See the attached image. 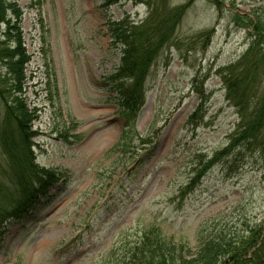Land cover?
Returning a JSON list of instances; mask_svg holds the SVG:
<instances>
[{"label":"rangeland","instance_id":"1","mask_svg":"<svg viewBox=\"0 0 264 264\" xmlns=\"http://www.w3.org/2000/svg\"><path fill=\"white\" fill-rule=\"evenodd\" d=\"M8 1L21 14L30 58L23 97L37 115L36 171L25 179L51 184L25 217L6 221L0 264L116 263L147 230L194 251L202 234L264 220V165L255 151L230 153L189 184L239 123L222 75L247 52L244 17L261 0ZM150 3L157 15L145 26L184 9L157 51L143 82L144 104L128 126L102 84L121 57L108 21L127 16L143 25ZM260 72L264 85V67ZM2 111L0 105V117ZM124 130L138 139L114 149ZM3 185L9 183L0 173Z\"/></svg>","mask_w":264,"mask_h":264},{"label":"trees","instance_id":"2","mask_svg":"<svg viewBox=\"0 0 264 264\" xmlns=\"http://www.w3.org/2000/svg\"><path fill=\"white\" fill-rule=\"evenodd\" d=\"M261 2L249 17H244L252 38L247 52L222 75L225 96L238 113L239 123L228 146L205 161L189 184L230 153L243 156L255 151L264 165V85L260 72V67H264V0ZM147 7L150 14L143 25L133 26L127 16L117 23L108 21L110 44L119 48L121 57L118 67L103 78L102 84L128 126L133 125L144 104L143 82L157 51L170 41V31L184 9L180 7L174 19L169 11L155 27L145 26L157 15L153 4ZM21 37L19 9L13 2L0 0V152L6 161V168H1L0 173L9 183L0 188V235L6 221L25 217L51 184L49 178L47 182L38 181L35 187L25 179L36 171L31 139L36 135L32 123L37 115L23 97L25 66L30 58ZM126 130L121 132L114 149L132 147L138 139L129 137L130 131ZM242 225V230L232 224L202 234L194 251L184 243H174L157 231L147 230L126 250L124 258L115 257L118 262L107 264H264V220Z\"/></svg>","mask_w":264,"mask_h":264}]
</instances>
